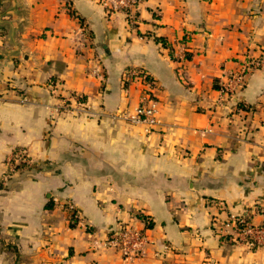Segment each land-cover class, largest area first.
I'll use <instances>...</instances> for the list:
<instances>
[{"label":"crops","instance_id":"0c3cea01","mask_svg":"<svg viewBox=\"0 0 264 264\" xmlns=\"http://www.w3.org/2000/svg\"><path fill=\"white\" fill-rule=\"evenodd\" d=\"M261 54L264 0H142L130 20L98 0H0V264H264L219 234L246 212L264 225V67L217 91ZM140 72L150 133L121 117ZM70 96L83 106L63 111ZM17 148L30 166L6 178ZM139 214L148 244L124 262L107 233Z\"/></svg>","mask_w":264,"mask_h":264},{"label":"built area","instance_id":"2783aa9c","mask_svg":"<svg viewBox=\"0 0 264 264\" xmlns=\"http://www.w3.org/2000/svg\"><path fill=\"white\" fill-rule=\"evenodd\" d=\"M104 7L107 14L121 12L128 20L133 18L134 12L142 2V0H98ZM264 67V56L261 54L256 57H243L238 63V66L233 70L222 82L217 91L220 97H231L240 92L245 84L249 74L257 69ZM93 74L100 81L103 77L97 66L91 68ZM136 76L143 86V93L139 98V103L132 113H123L121 117L128 124L142 125L146 133H150L159 124L157 120V99L154 95V80L147 74L129 73L126 76ZM51 87L54 89L58 83L55 81L50 82ZM76 102V109L83 106L80 97L70 96L62 100V110L72 111L71 102ZM30 165V159L27 151L24 148H17L13 151L11 156L6 160L7 171L6 178L12 174L17 173L16 166ZM65 210L69 212V220L75 224L79 222V216L74 210L73 206L67 204ZM139 223L141 227L135 224ZM148 221L142 215L133 216L132 222L117 224V227L109 230L105 240L106 246L119 252L124 262L139 259L144 254V248L148 244L146 230L148 229ZM219 234H222L223 239H227L232 243H241L249 250H260L264 252V225L254 226L250 223L249 213L246 212L241 216H229L226 220L221 222Z\"/></svg>","mask_w":264,"mask_h":264},{"label":"trees","instance_id":"16d2710c","mask_svg":"<svg viewBox=\"0 0 264 264\" xmlns=\"http://www.w3.org/2000/svg\"><path fill=\"white\" fill-rule=\"evenodd\" d=\"M158 42H160V43H162L163 45L165 44L164 43V40H162V39H156ZM83 99V98H82ZM30 166V165H29ZM29 166H25V165H19V166H16V171H17V173L18 172H20V171H22V170H24V169H27V168H29ZM47 208H49L50 207V205L48 206H46ZM73 223L70 225L71 227H73ZM147 226H148V228H149V226H150V224L148 223L147 224Z\"/></svg>","mask_w":264,"mask_h":264}]
</instances>
